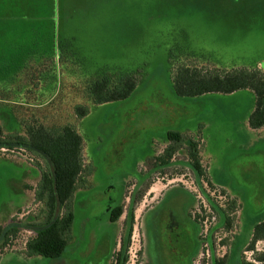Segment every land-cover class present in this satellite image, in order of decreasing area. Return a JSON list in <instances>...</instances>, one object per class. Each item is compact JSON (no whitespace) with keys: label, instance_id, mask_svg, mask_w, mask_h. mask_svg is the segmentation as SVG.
Listing matches in <instances>:
<instances>
[{"label":"rangeland","instance_id":"1","mask_svg":"<svg viewBox=\"0 0 264 264\" xmlns=\"http://www.w3.org/2000/svg\"><path fill=\"white\" fill-rule=\"evenodd\" d=\"M170 60L264 72V0H0L2 135H22L24 120L69 124L83 164L62 254L27 257L21 251L44 219L35 191L47 164L0 149V227L18 230L0 264L252 261L246 244L264 217V129L248 127L255 97H177ZM106 73H133L137 85L125 100L91 105L84 87ZM75 105L87 114L77 119ZM168 132L183 135L185 149L188 139L199 143L206 193L183 156L165 164ZM116 207L123 216L112 222Z\"/></svg>","mask_w":264,"mask_h":264},{"label":"trees","instance_id":"2","mask_svg":"<svg viewBox=\"0 0 264 264\" xmlns=\"http://www.w3.org/2000/svg\"><path fill=\"white\" fill-rule=\"evenodd\" d=\"M5 69L0 71L4 72ZM205 70L197 64L177 65L170 60V81L175 96L194 98L209 93L230 94L239 90H248L255 97L254 108L248 117V127L252 130L264 129V72L249 68L209 72ZM0 79L6 80L5 77ZM136 83L137 79L133 73L124 75L106 73L85 85V97L91 105L122 101L131 95ZM73 112L79 119L87 114L88 109L84 105H75ZM22 124V135H2L0 130V149L24 151L36 155L44 160L47 168L39 169L41 178L35 191V200L43 206L44 219L38 225L34 224L38 228L34 230L33 237L26 241L21 252L27 257L58 258L66 246L67 233L73 219L69 203L83 174L82 138L69 124L47 127L34 120H24ZM166 138L172 144L165 149V164H170L174 158L178 161L180 159H177V156H183L185 160L181 159V161L186 162L184 168L196 173L199 191L206 193L203 185L211 187V183L200 164L199 143L188 139L185 149L182 144L180 145L184 138L180 133L168 132ZM180 150H184L185 153L178 154ZM178 173L179 176H185L181 170ZM206 197L212 210L220 214L222 211L219 206L209 196ZM122 214V207H116L111 212L110 221L116 222ZM130 217L133 222L132 210ZM194 220L197 222L196 215ZM225 223L224 226L229 228L230 226H226ZM17 233L18 230L14 227L6 230L0 227V253L10 247V242ZM258 242L264 243V217L254 223L250 240L246 244L245 251L252 253V261L240 257L239 264H264V250L255 249V244ZM226 258L214 260V264H225Z\"/></svg>","mask_w":264,"mask_h":264},{"label":"crops","instance_id":"3","mask_svg":"<svg viewBox=\"0 0 264 264\" xmlns=\"http://www.w3.org/2000/svg\"><path fill=\"white\" fill-rule=\"evenodd\" d=\"M32 17H29V19H31ZM35 18V17H34ZM37 19H42V17H40V16H37L36 17ZM47 19H48V17H46ZM20 19V18H19ZM180 177H182V176H180ZM148 191H150V190H148ZM123 216V214L120 216V218H119V220H121V217ZM258 243H262V244H264L263 242H258ZM264 250V249H263ZM263 250H261V251H263ZM258 251V250H257Z\"/></svg>","mask_w":264,"mask_h":264}]
</instances>
